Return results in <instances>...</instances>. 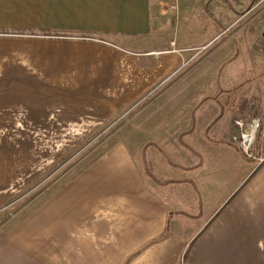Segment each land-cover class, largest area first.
I'll use <instances>...</instances> for the list:
<instances>
[{
  "label": "crops",
  "instance_id": "1",
  "mask_svg": "<svg viewBox=\"0 0 264 264\" xmlns=\"http://www.w3.org/2000/svg\"><path fill=\"white\" fill-rule=\"evenodd\" d=\"M188 1L0 0V214L40 173L43 131L101 128L183 80L155 95L181 105L137 109L128 135L0 215V264H264V163L230 139L250 23L232 0Z\"/></svg>",
  "mask_w": 264,
  "mask_h": 264
},
{
  "label": "rangeland",
  "instance_id": "2",
  "mask_svg": "<svg viewBox=\"0 0 264 264\" xmlns=\"http://www.w3.org/2000/svg\"><path fill=\"white\" fill-rule=\"evenodd\" d=\"M232 1V4H234V7H236L235 11H237L234 13L240 16H238L239 18H237V21L239 19V23L243 20H245L246 23H250L248 27L246 25V29H242V32H240V36L243 33L245 37L242 45L246 47L248 51H250V58H252V60L255 59V61H258L257 65L248 67L246 77L243 80L234 81L232 84L228 83L229 88L233 87L232 89L234 91L242 92L244 95H246V91H250V94H248L249 97L246 98L245 104L242 105V108L234 105L238 111L236 116H243L242 118L248 120L250 116H253L256 113L264 115V0H248V2L245 0H241V2L239 0ZM171 2H174L177 5V9L175 11L176 14L178 11L177 0H163V7L166 9V11L169 9L173 11L169 6ZM188 4H191L193 8H196L194 0H189L184 4L180 2L182 8H184L183 5L189 6ZM188 11L189 10L186 9L181 11L184 17L187 16ZM197 12L198 10L196 12L195 10L190 11V16L198 17ZM206 51L200 52L199 57L195 58L193 61H190L189 65L185 67L186 70L190 69L188 74L196 73L200 68H203L200 66L195 68V65H197L200 59L203 60V58H205L208 60L210 58L207 55L204 57L207 53ZM222 68L226 69L228 67H220L219 74L221 73ZM230 68L233 72L241 73V71L237 70L238 67L231 66ZM238 69H241L243 72H245V67H239ZM178 75L179 73L172 79L168 80L165 84L158 85L159 87L156 86L153 88L154 91L152 92L151 90V94L149 93L147 96L137 99L133 104L122 108L117 118H111L101 128L95 130L57 131L54 133V135H50V131H43L42 158L39 163L41 171L38 175H36L33 181L26 186L24 191L25 193H20L21 198L12 203L9 206V209L2 213L3 216L9 214L15 215L9 224L14 223L15 220L18 219L24 210L22 208L27 202L32 200L40 193H43L42 191H45V189L47 190V188L61 185L89 159L94 158L100 152L105 150L107 146L113 143L117 138L128 135L132 118L131 115H133L137 109L146 107L148 105L166 106L169 105L168 102H171L172 105L175 106L181 105L183 99H179L177 97L170 99V101H167L161 97H155L156 94L170 85V83H172V81L176 79ZM180 82H174L171 87L166 88V90L171 89L178 91ZM238 100V98H235V104ZM162 101H165V103H162ZM166 115L170 116L171 114ZM158 116L161 115L158 114L155 117L158 118ZM20 140L22 141L21 135ZM51 142L56 144H50ZM28 147L38 148L33 144H29ZM252 152L255 158L251 159L250 161L260 162L257 158L263 157L262 153H264V137L256 138ZM34 162L36 164L37 160ZM211 172L212 169L204 171L206 174H210ZM20 211L21 213H19ZM17 213L19 214L17 215Z\"/></svg>",
  "mask_w": 264,
  "mask_h": 264
},
{
  "label": "built area",
  "instance_id": "3",
  "mask_svg": "<svg viewBox=\"0 0 264 264\" xmlns=\"http://www.w3.org/2000/svg\"><path fill=\"white\" fill-rule=\"evenodd\" d=\"M169 6L173 11H176L177 5L174 2H171ZM229 28L230 27H226L221 31V33L230 34ZM204 48L205 47H201L200 50ZM164 81H166V78L158 85H161ZM234 124L237 127L238 132L230 135V139L237 145L246 157L254 159L255 156L252 151L255 140L257 137H264V115L256 113L253 116H250L248 120L238 117L234 119ZM263 159L264 158L262 157H258V161L260 162L263 161Z\"/></svg>",
  "mask_w": 264,
  "mask_h": 264
},
{
  "label": "trees",
  "instance_id": "4",
  "mask_svg": "<svg viewBox=\"0 0 264 264\" xmlns=\"http://www.w3.org/2000/svg\"><path fill=\"white\" fill-rule=\"evenodd\" d=\"M264 163V159H263V161H261L257 166H256V168H254V170H253V172L254 171H256L262 164ZM251 174H253V173H251Z\"/></svg>",
  "mask_w": 264,
  "mask_h": 264
}]
</instances>
